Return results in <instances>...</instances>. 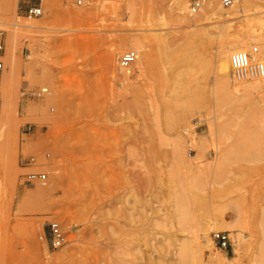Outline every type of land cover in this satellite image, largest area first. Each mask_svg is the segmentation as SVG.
Segmentation results:
<instances>
[{"label":"rangeland","instance_id":"obj_1","mask_svg":"<svg viewBox=\"0 0 264 264\" xmlns=\"http://www.w3.org/2000/svg\"><path fill=\"white\" fill-rule=\"evenodd\" d=\"M173 1L47 0L27 18L0 0V264H264V78L235 91L221 68L251 30L241 49L264 55V0L201 25Z\"/></svg>","mask_w":264,"mask_h":264},{"label":"built area","instance_id":"obj_2","mask_svg":"<svg viewBox=\"0 0 264 264\" xmlns=\"http://www.w3.org/2000/svg\"><path fill=\"white\" fill-rule=\"evenodd\" d=\"M47 0H23L24 4V16L27 18H34L43 15L44 6ZM237 0H221L223 7H229L236 3ZM82 0H77V3H81ZM207 0H191L189 6V13L195 15L199 13L205 6ZM3 46L0 38V52ZM260 52L258 45H251L249 50L238 49L231 53L230 62L235 74L239 78L244 77H257L264 78V58L259 57ZM137 53L134 50H126L122 53L119 59V64L123 68H128L131 63L136 59ZM3 68V61L0 60V79ZM47 87H42L37 91H24V94L30 97H41L46 91ZM24 162L25 165H30L31 161ZM27 178L30 181L45 182L47 174L41 171H31L27 173ZM48 231L47 238L52 248L61 247L66 242V234L56 219H51L47 223ZM213 239L221 248H226L230 245L231 239L229 233L226 231L218 230L212 233Z\"/></svg>","mask_w":264,"mask_h":264},{"label":"bare ground","instance_id":"obj_3","mask_svg":"<svg viewBox=\"0 0 264 264\" xmlns=\"http://www.w3.org/2000/svg\"><path fill=\"white\" fill-rule=\"evenodd\" d=\"M221 1V0H220ZM238 2V0L236 1V3ZM217 3V4H216ZM233 4L232 6H229V7H223L222 4L221 6H219L218 4V1L217 0H207L204 8L197 14L195 15H191V16H194L193 18L197 21L195 22V20L192 22L193 25H201L202 23H212V22H216V21H223V20H230L232 18H235V15L237 13H239L240 11L243 12V15H248L247 13H245L248 8V0H242L241 1V4L239 3V6H237V4ZM188 0H174L172 2V7L170 9V11H168V13H170V16L173 20L175 21H178V22H189L191 21L188 16H187V12L189 10V6H188ZM250 5V4H249ZM45 8V6H44ZM188 9V10H187ZM260 12V10H258ZM264 12V11H263ZM189 13V12H188ZM242 15V16H243ZM253 15V14H252ZM258 19V18H257ZM264 19V18H263ZM207 21V22H206ZM262 24L264 22V20H262ZM260 23V20L258 19V21ZM257 23V24H259ZM9 24H13L16 28L21 26L20 23H9ZM23 25V24H22ZM30 26V25H28ZM254 26V25H253ZM256 29V28H255ZM250 30V29H249ZM203 31V32H202ZM201 33H199L198 35L201 37L203 34H209V29L205 28V29H202ZM248 31V30H247ZM16 32V31H14ZM13 32V33H14ZM11 33V32H10ZM18 34V32H17ZM10 35V34H9ZM262 36L260 35V32H256L254 30H251V31H248L247 34L245 35V38L248 39L249 41L251 40H255V39H258L259 40V37ZM18 36H16L15 34L12 35L10 41H13L12 44L14 45L15 41H17ZM199 38V37H198ZM240 39L236 44H235V47L234 49L232 50L235 51V50H238V49H241L242 48V45H244L245 40L246 39ZM154 39L156 40V42L160 45V46H164L167 44V40L163 37V36H160V35H157L154 37ZM200 39V38H199ZM261 39V38H260ZM233 44V45H234ZM168 45V44H167ZM232 47V48H233ZM174 53V52H173ZM231 53V52H230ZM140 55V53H139ZM231 55V54H230ZM230 55L229 57L227 58V64L226 66H221L222 70H224L225 72V68H228L229 67V64L231 65V62H230ZM258 56L259 57H262L264 58V55H262V53H258ZM146 57V55H145ZM144 57V58H145ZM143 58V59H144ZM165 58V57H164ZM182 60V58H181ZM198 61V60H197ZM226 61V60H225ZM226 63V62H225ZM228 65V67H227ZM227 70V69H226ZM223 72V71H222ZM180 73V72H178ZM233 76L235 78V80L237 81H240V82H237L238 84H234L233 87H234V90L236 91H240V92H253V91H257L259 88V85L254 81L257 77H244V78H239L237 77V75L235 74V71H233ZM189 78V77H188ZM230 79V78H229ZM258 79V78H257ZM260 79V78H259ZM225 82L222 84V86L225 87V85L229 84L228 81H226V79H224ZM234 80V81H235ZM174 81V80H173ZM165 82V81H164ZM178 86V85H177ZM219 90V89H218ZM221 93V92H220ZM258 96V95H257ZM195 103L196 101L192 102L193 105H191V109H194L196 106H195ZM197 104V103H196ZM221 222V221H220ZM217 221L216 222H213L212 224H210L209 226H213L214 228H220V226L216 225ZM204 230L207 231L208 230V227L206 225V227H204ZM206 233V232H205ZM184 252V251H183Z\"/></svg>","mask_w":264,"mask_h":264}]
</instances>
